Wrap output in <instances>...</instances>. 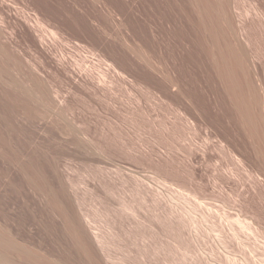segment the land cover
Returning a JSON list of instances; mask_svg holds the SVG:
<instances>
[{"label":"bare ground","instance_id":"6f19581e","mask_svg":"<svg viewBox=\"0 0 264 264\" xmlns=\"http://www.w3.org/2000/svg\"><path fill=\"white\" fill-rule=\"evenodd\" d=\"M96 1L97 23L84 26L82 34L70 27L69 18L54 13L50 1L15 7L0 0V74L18 69L27 88L18 93L14 78L0 76L6 103L24 106L29 121L42 107L54 114L66 110L71 94L110 98L113 82L129 84L135 108L142 112L147 104L161 126L156 137L164 150L153 146L143 155L180 189L181 211L169 202L171 195L150 191L161 210L168 205L171 222L178 229L197 228L204 245L215 225L208 223L216 211L212 199L229 207L224 227L232 233L257 232L264 226V0H251L244 14L237 11V0H170L169 7L163 0ZM88 36L93 42L86 45ZM55 81L68 95H60ZM10 140L0 124V264H111L103 237L58 177L53 160L48 167L54 183L28 175L27 191L20 182L14 185L26 171L29 147L35 155L36 147ZM245 179H251L248 188H242ZM12 186L8 200L6 188ZM38 199L60 221L71 253L53 250L26 230L24 205ZM236 199L238 213L232 215ZM155 218L163 222V215ZM216 258L203 262L237 260Z\"/></svg>","mask_w":264,"mask_h":264},{"label":"rangeland","instance_id":"374dc122","mask_svg":"<svg viewBox=\"0 0 264 264\" xmlns=\"http://www.w3.org/2000/svg\"><path fill=\"white\" fill-rule=\"evenodd\" d=\"M6 1L15 7H22L30 0ZM39 1H50L54 13L69 18L70 27L79 33L85 34L84 26L87 24L97 23V7L100 4L96 0ZM162 5L173 6L170 0H163ZM250 5L251 0H237V11L244 14V9ZM84 41L86 45L93 42L89 36ZM5 74L18 82L16 87H12L14 91H27L19 80L22 75L18 69L3 71V76H0L5 77ZM54 83L61 90L60 95H68L65 86L56 81ZM110 89V98L103 99L86 93L73 97L71 94L67 97L72 103L66 110L58 109L54 114L42 107L32 113L28 121L30 112L24 106L17 103L18 107L14 108L6 103L7 85L0 83V124L6 125L13 144L36 147V155L33 147H29L26 171L19 181L13 180L14 185L20 182L27 191L28 175H34L43 182H52L48 166L53 160L58 177L79 198L81 208L89 214L94 231L103 237L104 249L111 264H205L204 257L211 261L224 255L233 260L236 258L234 264L245 256L250 264H263L264 226L261 225L251 235L248 231L232 233L224 227L223 212L229 207L221 201L211 199L216 211L208 223L215 225L204 245L200 243L197 228L191 231L178 229L171 222L173 217L169 215L168 205L162 206L161 210L150 191L164 198L171 195L169 202L181 211L180 189L170 185L163 173L154 169L143 155L144 150L149 151L153 146L160 152L164 150V142L156 137V130H161V126L151 119L147 104L141 107L142 112L135 108L134 91L129 84L113 82ZM30 99L33 101L36 98L30 96ZM227 163L229 167L233 166L230 159ZM243 182L242 188H248L251 179ZM6 190L9 200L14 187ZM126 206H131L132 210ZM50 209L44 199L36 200L32 206L24 205L26 230L53 250L69 254L72 248L65 230ZM230 212L232 215L238 213L237 199L232 203ZM157 215H163V222L155 218ZM242 218L248 223L253 222L249 214H243ZM243 262L238 263L248 264L245 260Z\"/></svg>","mask_w":264,"mask_h":264}]
</instances>
